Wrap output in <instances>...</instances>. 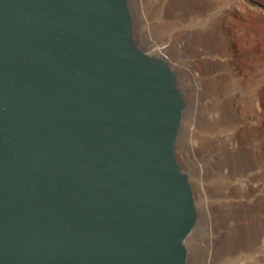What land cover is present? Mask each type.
I'll return each instance as SVG.
<instances>
[{
    "label": "water",
    "instance_id": "water-1",
    "mask_svg": "<svg viewBox=\"0 0 264 264\" xmlns=\"http://www.w3.org/2000/svg\"><path fill=\"white\" fill-rule=\"evenodd\" d=\"M127 0H0V264H186L184 101Z\"/></svg>",
    "mask_w": 264,
    "mask_h": 264
},
{
    "label": "rangeland",
    "instance_id": "rangeland-1",
    "mask_svg": "<svg viewBox=\"0 0 264 264\" xmlns=\"http://www.w3.org/2000/svg\"><path fill=\"white\" fill-rule=\"evenodd\" d=\"M127 1L135 43L165 59L185 104L175 154L194 196V231L221 202L247 199L257 209L250 246L244 242L210 261L198 257L196 241L189 238L186 264H264V52L259 46L264 0ZM185 39L190 48L181 54ZM246 43H258L252 55L244 49ZM249 62L253 67L248 70ZM187 70L193 71L191 76ZM194 152L212 161L226 153L227 163L216 174L208 163L183 157ZM235 154L237 161L232 159Z\"/></svg>",
    "mask_w": 264,
    "mask_h": 264
},
{
    "label": "bare ground",
    "instance_id": "bare-ground-1",
    "mask_svg": "<svg viewBox=\"0 0 264 264\" xmlns=\"http://www.w3.org/2000/svg\"><path fill=\"white\" fill-rule=\"evenodd\" d=\"M185 41L186 42L184 43L181 42L184 45L181 49L182 51H180L181 54L187 52L190 48V42L186 39ZM176 45V43L173 44V46ZM256 46H258V43H246L244 45V49L252 55L253 52L256 51ZM259 46L264 52V39L260 41ZM244 54H247V52H245ZM245 62L246 59H243L242 64H245ZM251 67L253 66L249 62L247 64V69L249 70V68ZM192 73V70H187L188 75L191 76ZM235 75L238 76L240 74L235 73ZM241 75L244 76L243 73ZM236 107L235 109L239 108ZM243 114L246 115L247 118L249 117V121L254 120L251 112L246 111ZM262 143V151L264 153V139ZM224 152H227V150H224ZM226 155V153H223L221 160L215 161H212V159L205 157L203 154H198L197 152H194L192 154L185 153L183 157L189 158V156H191L195 162L200 163L201 165L209 164L213 172L218 174L219 170L222 169L227 163V160H224V156ZM239 158L240 157L237 154L233 155L232 157V159L236 161L239 160ZM256 214V206L254 202L250 200L248 201L247 199H237L230 202H221L219 204V207H217L214 212L210 213L208 220L206 222H203L197 231H194L193 227V229L189 233V235L191 234V237H188V235L185 241L188 242L194 238V241H196V244L198 246V257L207 260L210 259V261L226 251H233L244 242L246 247H248L254 242V226ZM223 225L225 226L224 228H228L225 229L224 233L222 234L221 229H223Z\"/></svg>",
    "mask_w": 264,
    "mask_h": 264
}]
</instances>
